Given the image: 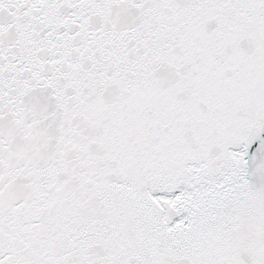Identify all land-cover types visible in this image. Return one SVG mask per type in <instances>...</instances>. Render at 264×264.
I'll use <instances>...</instances> for the list:
<instances>
[{
    "label": "snow or ice",
    "instance_id": "obj_1",
    "mask_svg": "<svg viewBox=\"0 0 264 264\" xmlns=\"http://www.w3.org/2000/svg\"><path fill=\"white\" fill-rule=\"evenodd\" d=\"M0 264H264V0H0Z\"/></svg>",
    "mask_w": 264,
    "mask_h": 264
}]
</instances>
